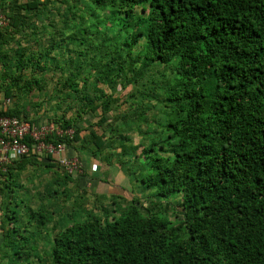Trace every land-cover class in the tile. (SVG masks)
Segmentation results:
<instances>
[{
  "label": "trees",
  "instance_id": "1",
  "mask_svg": "<svg viewBox=\"0 0 264 264\" xmlns=\"http://www.w3.org/2000/svg\"><path fill=\"white\" fill-rule=\"evenodd\" d=\"M50 1L0 0V91L15 105L0 115L37 125L50 112L44 124L71 134L45 143L62 144L81 173L29 153L0 172V204L21 208L12 192L26 166L62 171L60 190L50 189L55 178L43 193L62 199L72 180L103 182L87 174V154L114 162L136 196L120 208V196L97 195L102 216L54 223L50 264H264V0H88V13L71 5L57 18ZM95 8L121 18L102 26ZM44 71L59 74L49 91ZM116 86L132 87L134 116L123 129L124 116L108 122L117 101L102 91ZM33 90L39 103L21 105ZM19 218L6 215L7 227L0 218L1 252L8 235L21 240L8 264L27 263L30 251ZM26 218L37 233L52 221L42 208Z\"/></svg>",
  "mask_w": 264,
  "mask_h": 264
},
{
  "label": "rangeland",
  "instance_id": "2",
  "mask_svg": "<svg viewBox=\"0 0 264 264\" xmlns=\"http://www.w3.org/2000/svg\"><path fill=\"white\" fill-rule=\"evenodd\" d=\"M64 1V2H62ZM88 0H51L49 3H44L48 4L46 5V9L48 11H54V16L57 18V14L64 13L67 11V8H70L71 5L78 6V8H81L82 10L86 11H91L93 7H89L90 5L87 6V3L85 2ZM71 9V8H70ZM91 9V10H90ZM63 10H65L63 12ZM95 14L97 16V21H102L100 25L103 24V21L108 22V24L114 23L115 20L121 18L119 17V14L115 13L114 11H106V10H97L96 8ZM133 12L139 13V9H135ZM52 14V13H51ZM95 14L92 16L94 17ZM106 25V24H103ZM102 25V26H103ZM93 29V27L91 26ZM129 29V28H127ZM65 64H68L66 61L64 62ZM168 73L164 72L162 75H167ZM43 79L44 82V91H49L51 89V82H53L52 78H55L56 76H59V74H56V76L51 75L50 72H41L38 73ZM164 77V76H162ZM131 86L127 87L125 90H121L120 87H115V90L112 92L109 88H103L102 91L106 93L107 95H111L115 100L117 101L115 106L117 108L113 107V112L108 114L109 118V123L116 124L114 126H118L119 124L122 123L121 128L123 129L128 122L130 121L129 117L132 118L134 116L133 110H130L131 108L129 107L130 104H132L134 101L133 97L129 96V92L131 90ZM130 89V90H129ZM41 91H36L33 90L32 92L28 93L26 95L25 101L23 103L21 102V105L24 104L25 106L29 103H39L41 100ZM45 95V94H44ZM2 96V93L0 91V97ZM13 96L9 98V105L8 107L12 108L13 106ZM28 102V103H26ZM133 106V105H132ZM27 113L28 117L32 120H36L35 117V112L32 110V108L29 106L27 107ZM71 113H67L66 116H69ZM131 114H133L131 116ZM39 116V115H38ZM45 116V117H44ZM43 117L37 118V125L39 124L44 125L46 119L47 121H50L49 119L51 118L50 112L47 113V115H44ZM119 116H124L125 120H121V123L119 120H116ZM115 120L113 123L112 119ZM48 125V124H47ZM96 133L98 134L100 129L98 128H93ZM132 138H133V143H137L139 140V137L135 134V132H132ZM84 155V154H83ZM86 157V168L85 170H88L90 173V176L93 174H96L97 180H103V182H98L97 187L91 184V186L88 184L85 186H81L80 188L77 187V185L73 182L65 183L64 186L66 188L67 195L65 196L64 199H62L59 196H48L43 194L46 187L49 186L50 184L53 183V181L57 182H64V180L61 178V173L62 171L60 170H54L53 169V175L49 174V172L42 173L41 167H32V166H26L25 169L23 170L22 173L19 174V179H18V187L14 189V192H12V198H14V203L18 206H21L17 208H13L11 204H6L5 207L2 206V209L0 210V218L2 217L3 227H7V222H6V215L11 214L12 211H18V222L15 223L19 228L22 230L25 228V233L20 232L23 236H28L29 239H26V246H30V251H28L29 255L27 256V263L24 261V259L21 260V263L18 264H50V257L47 255L49 254V249L51 245V239L52 235L57 231L58 228H55L54 230L51 231L53 228V224H62V226L68 224L69 222H80L86 218V214H97L98 216H102L103 212L102 209L100 208V202L101 200H95L96 196H108V195H118L121 198L119 200L120 208H126V204L122 201V199L125 198V200H129L131 196H136V194L132 190V185L131 182L127 181V178L124 177L125 181L123 180L122 184L127 187V191L123 189L122 184L119 182L122 172L121 170L117 167V165L113 162L110 164V166L106 167L104 165H100L99 163L97 164L95 161L91 159L87 154L84 155ZM96 165V172L94 168L90 167V164ZM82 164L84 165V161L82 160ZM89 165V166H88ZM100 170H105V171H100ZM60 177V178H58ZM56 178V179H55ZM55 179V180H52ZM97 182V181H96ZM95 182V183H96ZM63 183L60 182V184L53 183L50 186V189L57 188L58 191L60 190L59 185L62 186ZM121 186V187H120ZM128 186H131L130 188ZM97 188V189H96ZM49 189V190H50ZM103 190V191H102ZM48 191V190H47ZM108 193V194H106ZM43 196V197H42ZM145 196V195H144ZM138 198V197H137ZM141 199L140 202L143 203L144 206H148L149 202L144 200V197L139 198ZM20 200H22L23 204L20 205L18 203ZM103 200V199H102ZM4 201L3 195L0 194V202L2 203ZM10 202L13 203V200L10 199ZM177 200L172 201V205H176ZM109 207V206H108ZM155 207V205L153 206ZM43 209L45 213H47V216L51 217L52 221L44 224L41 226V228H38L40 233L36 232L37 224L35 222H28V219L26 218L27 213L29 210L32 211H38L40 209ZM174 211L177 212L178 210L176 209V206L174 207ZM8 209V212H7ZM101 209V210H100ZM156 209L153 208L152 211ZM104 210V209H103ZM100 211V212H99ZM169 213V219L174 220L178 217H174L173 212H171V207L168 209ZM108 216L112 215V217H116L118 215V212H107ZM172 213V214H171ZM2 226V225H1ZM52 226V227H51ZM20 230V231H21ZM16 239H13L11 235H8L5 238V243H4V251L1 252L0 248V264H8V259L12 255L13 251L16 250V246L20 243V239L17 238L15 235ZM2 239V232H0V242ZM3 243H1L2 245ZM0 245V247H1ZM37 250V251H35ZM37 252V253H36ZM39 254L35 256L34 254ZM21 257H24L22 251H20ZM6 255H8V259L6 258ZM12 259V258H11ZM17 261V260H16ZM14 261V262H16ZM17 263V262H16Z\"/></svg>",
  "mask_w": 264,
  "mask_h": 264
},
{
  "label": "built area",
  "instance_id": "3",
  "mask_svg": "<svg viewBox=\"0 0 264 264\" xmlns=\"http://www.w3.org/2000/svg\"><path fill=\"white\" fill-rule=\"evenodd\" d=\"M4 25V18L0 15V26ZM9 105L8 98L0 97V112L4 111ZM71 131L61 132L52 125H31L19 121L13 117L0 115V172L4 171V166L12 161L24 156L45 155L66 174L75 176L81 173L80 164L76 157L68 156L66 148L60 144L45 143L44 139L50 135L69 136ZM29 138L33 143V149L22 141L23 138Z\"/></svg>",
  "mask_w": 264,
  "mask_h": 264
},
{
  "label": "crops",
  "instance_id": "4",
  "mask_svg": "<svg viewBox=\"0 0 264 264\" xmlns=\"http://www.w3.org/2000/svg\"><path fill=\"white\" fill-rule=\"evenodd\" d=\"M94 164V163H93ZM92 164V162H91V164H90V167L91 168H94V170H95V172H96V168H97V165H93ZM86 165H87V162H86V157H84V168H86ZM89 166V165H88ZM87 169V168H86ZM100 171H105V170H100ZM86 172H87V174L90 176V173L88 172V170H86ZM97 173V172H96ZM97 175L96 174H93V175H91V177H96ZM97 178V177H96ZM125 181V179H124V176L122 175L121 176V178H120V180H119V182L122 184L123 182L122 181ZM96 181H87V183H86V185L88 186V184L91 186V184L94 186V188H95V186L97 187V185L96 184H98V182H96ZM125 183H126V181H125ZM121 187V186H120ZM122 187H123V189H127V187H125L123 184H122ZM97 189V188H96ZM103 191V190H102ZM106 194H108V193H106ZM111 195V194H110Z\"/></svg>",
  "mask_w": 264,
  "mask_h": 264
}]
</instances>
